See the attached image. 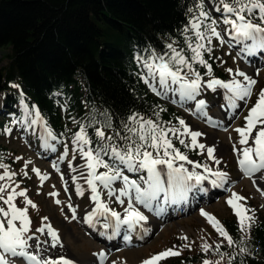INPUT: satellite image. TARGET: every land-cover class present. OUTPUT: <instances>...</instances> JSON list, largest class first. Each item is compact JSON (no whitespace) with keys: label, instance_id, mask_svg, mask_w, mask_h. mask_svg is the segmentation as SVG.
<instances>
[{"label":"trees","instance_id":"16d2710c","mask_svg":"<svg viewBox=\"0 0 264 264\" xmlns=\"http://www.w3.org/2000/svg\"><path fill=\"white\" fill-rule=\"evenodd\" d=\"M208 2L203 0V7L211 17ZM195 4L196 0H0V50L8 62L0 68V140L16 128L18 120L24 121L20 103L30 111L39 109L57 142L74 139L84 127L93 148L101 143L95 134L98 128L113 136L112 142L102 143L123 146L115 131L133 113L173 127L179 112L151 93L136 57H147L153 49L167 53L169 43L190 57L182 29L191 16L188 9H195ZM204 58L217 70L212 53ZM193 66L205 78L206 69ZM18 82L21 91L12 87ZM179 149L198 157L196 149L181 144ZM103 159L117 163L110 154ZM0 164L9 171L16 164L11 149L1 143ZM245 206L255 210L249 235L238 231V217L233 213L221 225L236 245L229 247L217 233L207 252H186L171 264H203L204 260L264 264V214L253 205ZM185 244L181 242L179 249ZM218 244L223 257L215 251ZM241 246L248 252H241Z\"/></svg>","mask_w":264,"mask_h":264},{"label":"snow or ice","instance_id":"6c2138e0","mask_svg":"<svg viewBox=\"0 0 264 264\" xmlns=\"http://www.w3.org/2000/svg\"><path fill=\"white\" fill-rule=\"evenodd\" d=\"M216 11L221 13L219 21L210 17L209 13L204 10L203 0H196L195 9L191 7L188 9L191 16L188 24L182 29V34L185 36L187 48L190 50V57H186L171 43L166 45L169 50L167 53H157L153 49L148 52L147 57L137 55L138 63L145 70L142 79L157 95H164L171 85H179L178 91L182 98L195 100L201 92L202 85L213 92L217 91L219 87L224 90L226 102L221 107H227L228 109H235L239 106L238 101L247 102L251 98L254 86L257 83L255 79L239 70L232 75L229 81L216 78L212 74L211 65L205 60L204 55L211 54V43L214 38L221 44L224 43V35L218 30L219 23L227 26L224 33L228 36L230 42H234V46L237 44L243 46L241 48L242 55H256L258 51L264 52V0H218ZM189 32H193L194 36H188ZM194 64H199L206 69L209 77L207 81L196 70ZM227 71L230 74L233 73L232 69ZM237 77H242V80L237 79ZM150 81H156V83L153 84ZM12 87L18 86L13 84ZM172 90L176 91V89ZM206 108L207 103L205 100L197 101L198 113H205ZM24 109L27 115L34 114L37 117V119L30 121L29 126L43 123L39 109L33 108L30 111L26 104ZM207 119L211 120L210 117ZM43 126L44 132L41 139L47 144L49 139L54 140L56 137L48 129L46 123H43ZM105 126L111 128L110 121H106ZM179 126V128L165 127L159 120L146 119L137 113H133L121 122V130L115 131V136L124 142L123 146L115 143H102L105 140L112 142L113 136H106L103 128H98L95 134L101 143H98L95 148L91 146V140L88 138L85 128L81 127L80 131L75 134V142L78 145L87 146V150L84 147L79 150L82 158L86 161V164L81 167L87 169L86 174L82 172L81 176L86 180L91 191L90 199L95 205V210L85 217L90 226L100 222L96 219L98 216L102 217L104 220L103 229L111 227L113 230L112 236H115L120 234L123 227L125 231L123 239L130 241L132 233L136 232L138 227L144 232L147 231V229H143L142 224V222H147V217L135 206L136 203L155 211L152 202L159 200L160 193L165 194L166 200L170 195L172 203H176L178 200H185L188 193L194 188L199 187L200 191L206 192L207 189L203 187L205 180H208L213 187H224L228 180V173L219 169L213 171L207 163L201 164L190 160L186 154L173 144L172 138L178 139L179 143L185 148L191 147L193 150L199 148L201 154L206 149L209 159L219 165L220 160L214 155L215 147L199 143L198 138L203 133L192 131L183 119L179 120ZM121 131L124 135H121ZM235 131L240 136L239 144L244 146L237 150L236 145H233V151L237 154L241 172L248 178L264 172V89L260 90L257 102L249 110V115L245 118V126L237 128ZM254 131L255 136H253ZM183 137H190L191 144L186 143ZM250 139L252 140L251 145H249ZM109 154L118 163L109 164L103 159V156ZM177 161L192 165L194 169L202 168L207 175L195 170L189 171L184 163L177 166ZM119 165L125 166L131 172L146 170L147 179L143 176L140 179L147 185V188L142 189L136 180L130 181L127 176L123 175ZM100 167H103L106 171L98 172ZM0 169H4V174L0 175V181L6 179L11 181L15 174L10 172L7 166L3 164H0ZM34 171L41 180L46 178L40 174L38 169ZM210 177L215 178L210 179ZM259 179L264 180V175L260 176ZM117 180H121L124 185L119 190L118 195L117 190L112 187ZM253 183L255 184L256 181L253 180ZM165 184H167V187H165ZM16 187H19V185ZM100 187L108 191L109 197L116 195L121 205L124 203L121 197L129 198L123 217L103 202ZM133 190L134 196L132 195ZM83 191V188L77 186L76 192L78 195H83ZM6 192L7 195H5ZM50 195L58 196V193H50ZM17 196L25 198L26 207L23 209L15 204ZM244 200H246L245 197L233 192L227 203L233 208L235 215L238 217V231L247 236L250 234L251 227L255 222V210L239 203ZM0 202H2V205L7 206H0V264H11L8 259L9 255L11 257H21L29 264H75L73 260L63 256L53 261L51 258L41 260L36 254H29L27 249L30 247V240L35 239L37 241V250L40 249L42 243H47V241H40L34 234L28 235L31 231V220L28 216L27 206L36 208L37 205L27 198L25 191L17 192L16 188L11 187L10 184L0 183ZM56 203L60 204V201L57 199ZM68 207L73 214V218H75L76 210L71 204ZM201 214L207 218L216 232L227 241L229 247L237 244L236 240L215 217L202 209ZM43 220H47V217H44ZM45 229L51 237L50 246L55 248L59 242L58 233L50 224L42 225L36 231L43 234ZM112 236H109V238H112ZM182 239L186 240L187 237H182ZM220 247L218 244L215 251L223 257L225 253L219 251ZM203 248L207 252L210 246L205 244ZM240 251L247 253L248 249L241 246ZM94 255L98 256L101 261L106 259L104 252ZM177 255H179L178 251L167 249L145 260L143 264H158L161 259ZM230 259H234V257H230ZM203 264H213V262L204 260ZM216 264H220V262L218 261Z\"/></svg>","mask_w":264,"mask_h":264},{"label":"rangeland","instance_id":"374dc122","mask_svg":"<svg viewBox=\"0 0 264 264\" xmlns=\"http://www.w3.org/2000/svg\"><path fill=\"white\" fill-rule=\"evenodd\" d=\"M217 3L218 0L215 3L214 0H209L208 7L212 12L211 17L219 21L221 13L216 11ZM226 27L222 23L218 25V30L224 35V43L221 44L215 38L211 43V53L217 64V70L212 69V74L223 81H229L237 70L247 75L248 73H252V75L248 76L255 79L257 83L254 86L251 98L247 102L242 101V105L235 109L222 108L221 105L226 103L224 90L213 92L203 85L200 94L195 100L182 98L178 91L179 85H171L164 95H157L156 92L149 88L151 93L162 99L165 103L175 107L180 114L179 120L183 119L192 131L203 133L198 138V142L209 147H215L216 151L214 155L220 160V164L217 165L213 160L209 159L206 149L201 154V150L196 148L198 157L193 158L188 156V158L201 164L207 163L213 171L219 169L228 173V180L224 187H214L215 193L207 192L204 198L196 202L194 201L195 193L197 191L202 193L198 189L197 191L193 189L189 192L185 199L186 201L178 200L176 203H172L170 195L166 200L165 194L160 193L159 200L152 202L155 211L136 203L135 206L147 217L146 223H149V226L153 225V229H150L148 226L145 227L147 229L146 232L139 231L143 238L137 241L133 242L130 240L127 244L123 239L125 231L121 228L122 231L119 235H115L113 240L109 238L110 241L105 242L99 234L100 227L98 229L93 224L92 228L89 225L85 217L94 210L88 197V185L85 178L81 176L82 172L86 174L87 169L86 167H81L86 164V161L82 158L79 150L81 147L87 150V146L78 145L75 142V138L72 141L63 143L49 139L47 144H45L44 140L41 139L43 134L41 123L29 126L30 121L37 119V117L34 114L27 115L24 109L25 104H19V108L24 112V122L27 125L29 134H24V132L28 133L26 131L27 128L24 126L23 121L19 122L18 120L16 129L10 131L6 138L0 140L2 145L11 149L16 159L14 169L10 171L15 174L12 180L6 179L1 181V183L10 184L11 187L16 188L17 192L21 190L25 191L27 198L37 205L36 208L27 206L28 216L31 220L29 235L34 234L40 241H47V243H42L40 249L37 250V241L35 239L30 240V247L27 249L29 254H36L41 260H47L54 255L55 251L50 252L48 249L51 237L47 234V229H45L43 234L36 231L42 225L50 224L59 235L57 247L65 255L73 254L75 257L83 260L98 258L100 264H143L145 260L159 253L167 249H173L178 251L179 255L169 256L158 262V264H171L180 255L183 257L186 252L195 253L197 250L204 249L203 246L205 244L210 245L214 242L217 232L207 218L201 214V209L215 217L221 224L222 219L229 218L235 213L233 208L227 203L231 198V194L235 192L246 198V200L239 203L244 206L253 205L264 214V180L259 179L260 176L264 175V172L257 173L252 178L246 177L241 172L237 154L233 151L234 144L237 150L244 147L239 144L240 136L235 130L245 126V118L249 115V110L257 102L260 90L264 89V52L258 51L256 55H242L241 48L243 46L241 45L236 48L234 42L229 41L228 36L224 33ZM4 55L2 50H0V68L8 63L3 58ZM256 56L260 59L258 60ZM254 57L258 60V65L252 66L249 63V58ZM228 69H232L233 73L230 74L227 71ZM208 79L209 77L206 74L204 80L207 81ZM237 79L242 80V77H237ZM150 83L155 84L156 81H150ZM15 85L18 86L15 87L17 90H22L20 82L15 83ZM157 88L159 90L158 85ZM172 89H176V91ZM199 100H205L207 103L205 113H198L197 101ZM208 117L211 120L207 119ZM179 120L173 127H180ZM255 134L254 131L253 136ZM37 138L40 139V142L35 141ZM183 138L186 143L191 144L190 137ZM172 142L177 148L180 147L178 139L173 137ZM251 144L252 140L250 139L249 145ZM180 163L184 162L177 161L176 165L179 166ZM184 166L189 171L195 170L207 175V173L203 172L202 168L194 169L192 165L187 163H184ZM119 167L123 175L127 176L130 181L136 180L142 189L147 188V185L140 179L141 176L147 179L146 172L143 170L131 172L123 165H119ZM35 169H38L40 174L46 178L41 180L34 171ZM98 172H103V170L98 168ZM214 178L210 177V179ZM253 180L256 181L255 184ZM17 185L19 187H16ZM77 186L83 188V195L77 194ZM207 186L208 183L203 185L206 189ZM112 187L117 190L118 195L119 190L124 185L121 180H117L113 183ZM165 187H167V184H165ZM50 193H58V196L50 195ZM100 193L103 202L108 204L112 210L119 212L123 217L129 198L121 197L124 200L123 205H121L116 195L109 197L106 189L100 187ZM57 199L60 201V204L56 203ZM24 201V197L17 196L15 204L17 207L23 209L26 207ZM69 204L76 210L75 218H73V214L69 210ZM0 206H3L1 202ZM162 206L167 207L166 212H169V215L166 217H160L162 215L160 211ZM4 207L7 206L4 205ZM44 217H47V220H43ZM97 220L102 222V224L104 223L102 217H97ZM105 231H108V229H102L101 233ZM185 236L187 239H182ZM131 239H133L132 235ZM181 242L186 243L182 250L179 249ZM100 252L106 254V259L103 261L94 255ZM127 257L130 259V262L126 261ZM8 259L11 261V264H29L28 261L21 257H11L9 255ZM51 260L53 259L51 258Z\"/></svg>","mask_w":264,"mask_h":264},{"label":"bare ground","instance_id":"6f19581e","mask_svg":"<svg viewBox=\"0 0 264 264\" xmlns=\"http://www.w3.org/2000/svg\"><path fill=\"white\" fill-rule=\"evenodd\" d=\"M250 43V42H249ZM239 46H241V45H235V47L237 48V47H239ZM257 57V59L259 60L260 58L258 57V56H256ZM257 59H255V57L254 58H249V63L252 65V66H255V65H258V60ZM248 75H252V73H248ZM238 107H240L241 105H242V101H238ZM237 107V108H238ZM199 114H201V113H199ZM206 183H208V186H207V191L206 192H199V191H197V189L199 190V187H197V188H194V191H197L196 193H195V197H194V201L196 202L197 200H200V199H202V198H204L205 197V193H209V192H212V193H215V191H214V187L209 183V181L208 180H205L204 182H203V185H205ZM210 189V190H209ZM135 194V193H134ZM133 194V192H132V195H134ZM192 200V199H191ZM186 201V200H185ZM91 203V202H90ZM92 204V203H91ZM166 208L167 207H163L162 206V209L160 208V211H161V213H162V215L160 216V217H166V216H168L169 215V212H166L167 210H166ZM92 209H93V205H92ZM166 212V214L165 215H163L164 213ZM97 219V218H96ZM95 224V227L96 228H98L99 229V227H100V232H99V234L102 236V238H103V240L105 241V242H109L110 240H109V236H112V233H113V230H112V228L111 227H109L108 228V231H105L104 233L102 232L101 233V230L103 229L102 228V222H99L98 224L97 223H94ZM147 224V227L149 226V223H146ZM92 227V226H91ZM93 228V227H92ZM123 228V227H122ZM149 228L150 229H153V225L151 226H149ZM121 231H122V229H121ZM121 231H120V233H121ZM123 231H124V228H123ZM186 233H188V231H186ZM132 236H133V239H131L133 242L134 241H137V240H139V239H141V238H143L142 236H141V234H140V232H139V230L137 229L136 230V232H134V233H132ZM113 237L114 236H112V240H113ZM126 243L128 244L129 243V241H126ZM50 245H51V243H50ZM49 250H50V252H52V251H55L54 252V255L55 254H57V253H59V252H62V250H59V248L56 246L55 248H52L51 246H49V248H48ZM54 255H52L50 258H52L53 259V261H55L56 259H58L59 257H61V256H63V257H66V258H68V259H71V260H73L74 262H75V264H100V260L98 259V258H87V259H80V258H77V257H75V255H73V254H69V255H65L63 252L62 253H60L59 255H56V256H54ZM43 260V259H42ZM126 261L127 262H130V259L127 257V259H126Z\"/></svg>","mask_w":264,"mask_h":264}]
</instances>
